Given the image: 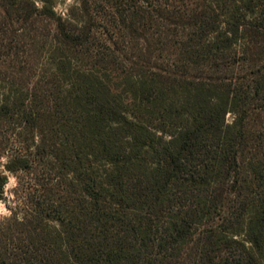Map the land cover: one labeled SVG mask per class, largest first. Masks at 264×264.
I'll use <instances>...</instances> for the list:
<instances>
[{
  "label": "trees",
  "instance_id": "1",
  "mask_svg": "<svg viewBox=\"0 0 264 264\" xmlns=\"http://www.w3.org/2000/svg\"><path fill=\"white\" fill-rule=\"evenodd\" d=\"M38 1L0 0V84L53 33L0 93V264H264V0H80L83 23ZM98 3L124 60L93 51Z\"/></svg>",
  "mask_w": 264,
  "mask_h": 264
},
{
  "label": "rangeland",
  "instance_id": "2",
  "mask_svg": "<svg viewBox=\"0 0 264 264\" xmlns=\"http://www.w3.org/2000/svg\"><path fill=\"white\" fill-rule=\"evenodd\" d=\"M80 3V0H56L54 7L56 12L63 17H74L76 20L78 19V22L81 21V23H83L85 22V14L84 11L79 8ZM37 4L39 6L42 5L38 0ZM101 5L100 3L96 4L92 10L93 13L100 16L94 28V31L96 32V38L95 42L92 44L94 45L93 51H97L96 49H98L100 51H104L105 53H115L117 56H119L120 60H124L127 52V41L129 39L128 34L120 22H117V20L112 18L113 16H110L109 21H105L103 19L104 12L108 10L106 8L107 6H105L106 9L104 10ZM37 27L42 28V26ZM162 28L163 27H158L156 24H154V28L150 31L155 32L156 29L161 31L164 29ZM45 32L48 34L47 30ZM26 36L27 35H24V37L18 38L19 45L17 44L15 49L16 54L13 55L16 61L6 62L8 67L5 68L1 73V77L3 79L1 80L2 83L0 84V93H3L12 83H15V85L18 84L23 86V88L28 89L27 87L33 86V82L37 80V77L42 74V72L44 73V71L48 68L49 59L46 49H43V47H40V45H42V43H46L45 47H49L53 33L50 32V35L41 33L38 34V41L41 42V44L38 46H33ZM1 59L7 60L5 56H2ZM237 74L235 73V77ZM226 118L227 121L231 123L234 119V115L232 113H228ZM11 133L12 131L8 129L7 126H0V144L6 143L7 140L11 139ZM1 161L4 163V159ZM0 170H4L2 164L0 165ZM16 186V177L12 174H9V181L5 186L4 199L0 200V218L10 215L9 207L13 205V201L16 197L14 193Z\"/></svg>",
  "mask_w": 264,
  "mask_h": 264
}]
</instances>
